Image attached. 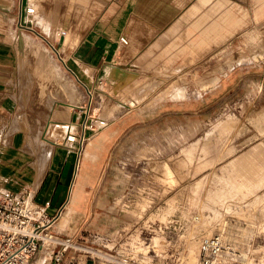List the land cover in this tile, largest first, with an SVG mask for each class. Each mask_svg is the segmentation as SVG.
<instances>
[{"label": "rangeland", "instance_id": "obj_1", "mask_svg": "<svg viewBox=\"0 0 264 264\" xmlns=\"http://www.w3.org/2000/svg\"><path fill=\"white\" fill-rule=\"evenodd\" d=\"M141 1L107 0L104 7H109L108 14L114 15L113 18L121 16L128 17L129 22H142L139 14ZM230 1L242 7L247 17L239 32L220 46L204 48L202 58L188 60L198 61L199 66L174 67L172 64L176 59L187 60L185 57L189 52L197 51L195 45L184 42L181 50L174 52L171 61L168 62V58L160 60L157 64L159 71L149 88L148 81L145 85H137L124 93L119 102V92L126 90V85L136 78L133 71L139 68L144 58L127 55L125 44L119 42L113 52L115 62H128L119 70L120 78L102 77L83 97L62 60L70 52L66 47H73L75 43L65 29L67 20L65 25L62 24V12L67 13L68 5L75 16L71 23H76L78 2L0 0V58H18V64L23 67L20 74L18 67L5 69L6 96L13 100L23 90L28 93L30 88L39 96L38 108L46 107L41 94L44 88L52 89L58 75L66 78L67 84L77 94L69 115L74 140L67 144L61 142L56 150L76 157L71 188L79 185L81 196L71 205L73 213L67 224L61 228L56 225L69 203L61 209L48 234L70 238L86 247L92 244L95 236L110 238L117 233L129 234L151 223L158 230L151 234L154 236L152 243L165 246L170 255L184 250L188 254L193 245L196 263L201 236L219 235L224 249L217 264L264 263V184L242 186L241 176L225 165L256 144H261L264 150V45L261 49L254 47L263 20L256 22V0ZM199 2L167 0L177 9L176 13L165 25L157 27L151 46L154 48L162 43L160 38L164 37L165 29L179 17L184 21L189 8H199ZM56 6L59 10L55 12ZM30 8L34 11L28 12ZM56 14L58 17L54 16ZM122 32L129 38L124 28ZM148 47L141 41L142 51H148ZM227 55L235 59H250L239 62V67L225 75L221 72L223 67H217L218 71L213 75H219L221 82L197 97L156 99L173 85L188 89L200 87L206 70L218 64L225 65ZM26 57L31 59V82L24 85L22 76L25 74V61H28ZM139 94H143L140 100ZM60 99L63 98H58V103L64 100ZM28 111L42 123L46 122L42 118L44 115L38 114L36 109L29 108ZM51 112L53 119L65 120L64 111ZM81 119L84 122L79 129ZM10 120L6 115L0 128V185L45 207L35 195L37 188L34 190L31 185L30 162L33 155L23 146L21 128H17L20 131L16 134L10 133L9 138ZM222 124L227 128L216 130ZM101 134H105V138L99 150L94 149L90 143ZM206 137L210 138L203 141ZM195 141H198V146L192 145ZM189 149L193 153L190 160ZM207 155L210 158L208 163L205 162ZM163 165L171 171H164ZM54 245L55 241L49 249ZM44 255L43 263L46 264V253ZM82 255L71 249L63 264H107Z\"/></svg>", "mask_w": 264, "mask_h": 264}, {"label": "crops", "instance_id": "obj_2", "mask_svg": "<svg viewBox=\"0 0 264 264\" xmlns=\"http://www.w3.org/2000/svg\"><path fill=\"white\" fill-rule=\"evenodd\" d=\"M73 1L78 2L77 22L71 23V19L75 16L73 15V12L70 11L68 5L67 13L63 10L61 18H64L62 22L63 25L66 24L67 20V26L65 29L70 34V40L75 39V43L73 44V47H66L70 49V52L66 56L67 58L65 57L66 59L63 58L62 60L67 67V71L66 69L65 71L71 74L75 82L79 85L83 97L92 90L97 80L102 77L120 78L119 70L122 66L128 65V62L125 64L115 62V54L113 53L118 48L120 42L119 38L125 35V33L122 32L123 28L126 30L129 37L126 38L127 44L124 45L125 52L127 55L128 53L134 54L138 59L144 58V61L137 70L133 71V75L136 76V78L133 79L129 85H126V90L119 92L117 100L122 98L124 93L132 91L137 85H145L146 81H148V84H151L152 81L155 80V73L159 71L158 68L160 66L157 64L160 60L164 61L165 58H168V62L171 61L174 52L177 51V49L178 51L181 50V45L184 42H187L192 46L195 45L197 51L189 52L185 57L187 60L176 59L172 65L174 67L184 65L189 67L199 66L198 61L194 63L193 61L188 60L192 58H202L201 56L203 53L201 51L204 48H213V46L217 47L226 43L235 32H239V30L245 26V19L247 18L246 15H244V9L238 4L232 3L230 0H200V6L198 5L199 8L190 7L187 15L184 17V21L181 19L179 20L180 17L173 21L174 25L172 23L171 26H168L165 29L166 32L164 31L165 33H162V35H164V37L162 36L163 39L160 38L162 43L156 44L157 47L153 48L151 43L153 44L155 41L154 34L157 33V27L165 25V22L172 18L177 10L175 7L168 4L167 0H142L139 2V14L142 15V22L139 20H131V22H129L128 17L121 16L113 18L114 15L112 16L108 14L109 7H104L107 0H70V2ZM58 10L59 8L55 7V11ZM254 10L256 22L263 20L261 23L260 36L258 40L254 42V47L256 49H261L264 45V0H256ZM55 17H58L57 14ZM177 24H182V26L176 27ZM64 34L65 33L62 32V35ZM141 41L146 42L147 46L149 45L148 51L147 49L144 51L141 50ZM227 56L224 59L225 65L218 64L216 67H211L206 70L207 74L201 77L200 87L188 89L184 86L173 85L169 92L166 91L163 94H159L156 98L168 97L170 100H186L191 96L197 97L202 94V91L215 87L221 82L219 75H213L218 71L217 67H223L221 72L225 75L226 73H229V71L231 73L236 67H239V62H246L250 59L245 57H238L235 59V57ZM30 64L31 59L29 58V61H25L24 64L25 74L22 76V83L24 85L27 81L31 82L29 75ZM11 66L14 68L18 67L19 74L20 72H23V70H21L22 64H18V58L13 60L0 58V128L6 115L11 119L9 122L10 128L19 114H25L26 121H29L33 125L37 124L36 127L42 128V125L47 126L46 123L48 122V119L50 120L53 117L52 114L50 115L49 111L51 110V113L55 111L53 109V101L55 100L54 98L52 99V96L50 97L49 92L54 89L55 85H57V80L52 89L47 90L44 88L41 94L46 100V107L43 106L40 107V109L38 108L39 96L37 92H32L30 88L27 93V103L25 106L21 107L20 100L21 97L25 95L24 93L22 94L25 90L13 100L6 96L7 85L5 84V69ZM54 68L56 71L58 70L56 67ZM178 89L184 91H181L184 93V96H174L175 90ZM165 93H167L166 95L168 96H166ZM29 108L36 109L38 114L39 112L42 113L44 115L42 118H45L46 122L42 123L40 118L30 114L28 111ZM71 116L73 120L74 116ZM69 119L70 116L68 117V122ZM6 121H8V119H6ZM83 122V119H81L78 124L79 129H82ZM4 125H6V123H4ZM70 125L73 126L72 124ZM104 138L105 134H101L96 139L102 141ZM203 141H206V138H203ZM197 143L198 141H195L192 145L198 146ZM261 147V144H256L233 158L225 165L228 167V170L234 168L235 162L241 159L244 155H248L246 158L247 160L253 161L256 154L255 152ZM56 151L55 147L50 156L51 158L49 159L45 172L38 184L37 191L35 192V195L39 196L41 204L45 205L47 214L53 217H58L61 214V209L71 201L72 191L74 189L71 188L73 167L76 160V157L73 156V154L68 156L62 154V152ZM190 155L193 156V153H191L189 149V160ZM209 159V155H207L205 157V162L208 163ZM36 256L37 254L33 257L31 264H33ZM45 261L46 264H50L47 260Z\"/></svg>", "mask_w": 264, "mask_h": 264}, {"label": "built area", "instance_id": "obj_3", "mask_svg": "<svg viewBox=\"0 0 264 264\" xmlns=\"http://www.w3.org/2000/svg\"><path fill=\"white\" fill-rule=\"evenodd\" d=\"M119 40L127 43L125 35ZM55 219L47 214L45 207L28 206L21 195L0 185V264H31L33 257L44 249L45 238ZM164 223L159 224V228ZM152 232L158 230L150 223L129 234L117 233L110 238L95 236L92 244L86 247L70 238L56 236L55 245L45 252L46 260L50 264H63L72 249L74 253L107 264H190L186 260V250L170 255L165 246L152 243ZM138 237L141 239L136 240ZM223 249L222 240L217 235L201 236L198 259L193 264H217Z\"/></svg>", "mask_w": 264, "mask_h": 264}, {"label": "bare ground", "instance_id": "obj_4", "mask_svg": "<svg viewBox=\"0 0 264 264\" xmlns=\"http://www.w3.org/2000/svg\"><path fill=\"white\" fill-rule=\"evenodd\" d=\"M56 8H57V6H56ZM33 11L34 10L32 8H30L28 10V12H33ZM25 59H27L29 61V59L27 57ZM21 70H23V67H21ZM70 84H71V82H70ZM149 86L150 85L148 84L147 88H149ZM74 90L75 89L70 88V86L67 84L66 78L58 75L57 76V85H55L54 89L49 92L50 97L52 96V99L54 98V100H55V101H53V109L57 110V111H64L63 114H65V120L57 121V120L53 119V117H52V119L48 120V122L46 123L47 126H44L43 128H39V127H36L37 124L33 125L29 121H26V115L25 114H19L15 118L13 125L9 128L8 136L10 135V133L12 135L17 131H20V130H17L18 127L22 129V134L24 137L23 146L25 147V149L27 151H29L33 155L32 156L33 159L30 162V166L32 168L31 185H33L34 190H36V188L38 187V184L41 180V177L43 176L45 169L48 165L51 153H52L53 149H55L56 145H60L61 142L66 143V144L71 143L74 140V136L71 133L72 126L70 125V122H68V117L71 113L70 110H72L74 105H75V98L77 95ZM181 91H183V90H180V89L175 90L174 96L175 97L184 96V93H183L184 91L183 92H181ZM26 92H27V90H26ZM168 92H169V90H168ZM23 93L26 96L24 95L21 97V100H20L21 107L25 106V104L27 103V100H28L27 93H25V91H23L22 94ZM166 94L167 93H165V95ZM142 95L143 94H139V96H138L139 100L142 98ZM166 96H168V95H166ZM58 98H63L64 100L60 99L61 101L62 100L63 101L62 102L59 101L61 103H58V101H57ZM118 101L120 102V100H118ZM121 103H122V101H121ZM229 122H230V120H229ZM220 128L225 130L227 128V126H223V124H222L221 126H218V129H216V130H219ZM210 137H206V139H209ZM9 138H11V136H9ZM102 141L95 139V141L91 142L90 145L94 149H98L101 146ZM263 151H264L263 147H261L257 152H255L256 154L253 158V161L247 160L246 158L248 157V155H244L241 159H239L238 161L235 162V166H234L233 170L235 172H237V174L239 176H241V183L240 184L242 186L254 187L255 184H264V156H263ZM56 152H60V151H56ZM88 153H90V152H88ZM87 157H89V156H87ZM162 168H164V171H166V172L171 171L167 165H163ZM171 181H173V179ZM80 196H81V189H80V186L77 185L74 187V189L72 191L71 201H70L69 205L66 206L65 210L62 212V214L60 215V217L56 223L57 227L61 228L67 224V222L69 221V219L73 213L71 205L74 202H76L80 198ZM217 196L219 197V195H217ZM219 198H221V197H219ZM26 204L28 206H33L34 202H33L32 198H27ZM223 234H224V232H223ZM223 234L221 233L222 237L224 238ZM217 236L222 240V238L219 235H217ZM55 237L56 236H53L50 233L46 236L45 243H44V249L39 252V255L37 257V260L35 261V264H43L44 259H45L44 254H45L46 250L49 249L53 245V241H54ZM194 249H195L194 246L191 245V247L188 251L187 257H186L187 262L190 264L195 263L196 255H195ZM229 251H230V249H229ZM242 257H243V255H242ZM262 264H264V263H262Z\"/></svg>", "mask_w": 264, "mask_h": 264}]
</instances>
